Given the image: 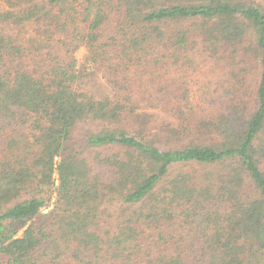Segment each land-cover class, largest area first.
<instances>
[{"label": "trees", "instance_id": "16d2710c", "mask_svg": "<svg viewBox=\"0 0 264 264\" xmlns=\"http://www.w3.org/2000/svg\"><path fill=\"white\" fill-rule=\"evenodd\" d=\"M0 1V264H264V0Z\"/></svg>", "mask_w": 264, "mask_h": 264}, {"label": "rangeland", "instance_id": "374dc122", "mask_svg": "<svg viewBox=\"0 0 264 264\" xmlns=\"http://www.w3.org/2000/svg\"><path fill=\"white\" fill-rule=\"evenodd\" d=\"M0 5H1V1H0ZM82 54H83V48H80L78 52L79 59L81 58ZM250 60L251 58H246L244 61H242V63H239L238 65L236 64L237 62H235V63H230L227 67H222L223 64L216 66L213 60L207 59L201 63L202 65L201 69L199 66L197 67V71L194 72V75L196 77V74L198 71L204 72L203 77L201 75V80L202 81L207 80V83H208L207 85L210 91H213V89H215L216 87H218V89H222L224 87L232 88V83H233L232 75L233 74L238 75L239 77L240 75H242L245 80L252 81V82H253V79H255V77L257 76V72H258L257 62L252 63ZM242 68H243V71H240V69ZM226 69L230 70L229 74L227 73ZM209 81L213 82V84H211ZM96 88L98 89L99 87H96ZM223 99H227V97L224 96ZM213 103H214L213 99L206 101V105L210 106V108H212ZM154 120L156 123L157 122L166 123V122L174 121V118L171 116V114L166 115V114L158 112L157 114H155Z\"/></svg>", "mask_w": 264, "mask_h": 264}]
</instances>
